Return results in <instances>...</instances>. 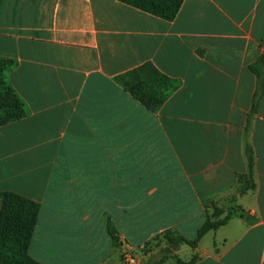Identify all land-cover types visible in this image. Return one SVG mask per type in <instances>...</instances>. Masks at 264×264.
<instances>
[{
  "label": "crops",
  "instance_id": "1",
  "mask_svg": "<svg viewBox=\"0 0 264 264\" xmlns=\"http://www.w3.org/2000/svg\"><path fill=\"white\" fill-rule=\"evenodd\" d=\"M263 52L264 0H182L171 20L119 0H0V56L28 110L0 125V192L39 203L30 257L122 264L129 248L152 263L165 231L193 239L220 209L225 223L156 264H264ZM147 62L176 82L154 111L117 81Z\"/></svg>",
  "mask_w": 264,
  "mask_h": 264
},
{
  "label": "trees",
  "instance_id": "2",
  "mask_svg": "<svg viewBox=\"0 0 264 264\" xmlns=\"http://www.w3.org/2000/svg\"><path fill=\"white\" fill-rule=\"evenodd\" d=\"M142 11L151 13L165 20H171L177 13L182 0H119ZM259 62L264 64V52L259 57ZM14 65L10 58L0 56V125L19 119L27 114V107L15 92L7 79L8 70ZM120 85L149 110H156L175 88L173 79L160 73L151 63H144L117 77ZM249 167L252 165L251 152L246 150ZM39 203L24 195L11 190L0 192V264H43L28 254V246L35 225ZM220 209L207 215L197 229L193 239H187L179 233L165 231L163 238L165 244L159 247L160 258L164 255H173L174 250L181 244L195 247L200 237L209 229L225 223L230 217V212L219 216ZM106 230L114 246H119L120 241L115 227L107 222ZM148 242L145 243L146 246ZM177 263L190 264L196 256L188 260H181L176 255ZM157 259L152 263L156 264ZM122 260V252H121Z\"/></svg>",
  "mask_w": 264,
  "mask_h": 264
},
{
  "label": "built area",
  "instance_id": "3",
  "mask_svg": "<svg viewBox=\"0 0 264 264\" xmlns=\"http://www.w3.org/2000/svg\"><path fill=\"white\" fill-rule=\"evenodd\" d=\"M122 264H136L137 256L131 249L124 248L122 250Z\"/></svg>",
  "mask_w": 264,
  "mask_h": 264
}]
</instances>
